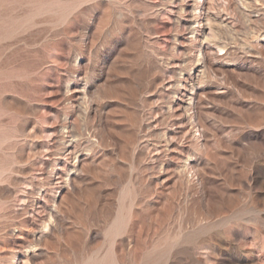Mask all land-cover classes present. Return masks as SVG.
<instances>
[{
  "label": "rangeland",
  "instance_id": "1",
  "mask_svg": "<svg viewBox=\"0 0 264 264\" xmlns=\"http://www.w3.org/2000/svg\"><path fill=\"white\" fill-rule=\"evenodd\" d=\"M0 264H264V0H0Z\"/></svg>",
  "mask_w": 264,
  "mask_h": 264
}]
</instances>
